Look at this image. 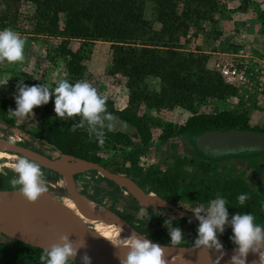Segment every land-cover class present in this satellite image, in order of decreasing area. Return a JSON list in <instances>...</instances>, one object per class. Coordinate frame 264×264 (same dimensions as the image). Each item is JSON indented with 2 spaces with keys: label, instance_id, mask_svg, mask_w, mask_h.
Masks as SVG:
<instances>
[{
  "label": "rangeland",
  "instance_id": "obj_1",
  "mask_svg": "<svg viewBox=\"0 0 264 264\" xmlns=\"http://www.w3.org/2000/svg\"><path fill=\"white\" fill-rule=\"evenodd\" d=\"M177 1L176 10L185 26L178 32V40L174 46L185 54L202 55V66L215 77L218 78L219 75L212 68L213 62L223 58L225 54H232L242 46L257 53L264 50V19L261 17V13H264V0ZM146 3L148 4L145 6V17L151 20L154 16L151 2ZM36 14V4L32 0H20L7 5L0 3V30L10 28L26 39L23 63H0V82L9 78L6 85H0V102L11 103L10 108L15 109L14 96L20 80L29 86L44 83L53 89L59 79L66 78L70 83L86 81L96 88L101 96L107 97V107L124 111L141 125L142 132L147 135V142L142 146L135 141H129L117 131L105 130V142L101 146L94 135L86 129H79L84 132L82 140L86 152L97 156L101 164L109 170L139 181L146 191L172 202L176 201L182 207L190 206L193 200L200 204L207 202L208 205L214 196L195 197V192H198L197 184L192 185L201 177L197 165L201 156L192 150L197 147V143L194 138L188 140V137L180 135L179 128L194 116H215L222 110L234 114L243 112L250 127L264 128L261 108L246 110L236 106L227 101L229 95L221 98L212 94L189 101L166 98L160 93V79L150 75L141 78L136 83L137 86L127 87L126 77L121 72L110 69L112 50L109 42L82 38L66 39L58 35L36 33ZM152 26L156 30L160 24L154 22ZM64 47L78 55V60L73 61L71 65V56L62 53ZM192 70L200 69L193 66ZM215 80L214 78L213 81ZM33 113V116L10 118L8 111L5 112L4 118L11 123L0 120V136L55 156L56 152L36 141L32 142L27 134L29 131L38 130L45 120L59 125L65 120L56 118L54 96L47 104L35 107ZM79 119L70 118L74 123H78ZM119 128L121 126L116 122L115 130ZM113 132L114 134H111ZM184 140L191 144V148L186 146ZM212 154L216 155L218 152ZM18 157L21 156L13 158L7 154L0 155V167L7 173H0V191L12 188L10 181L15 174L11 167ZM42 171L44 176L52 174ZM223 173H230V168H226ZM147 174L149 179L145 178ZM170 175L174 178L171 185L159 181L162 177ZM152 177L155 178L154 181L151 180ZM77 183L92 197L99 198L109 208H115L127 222L136 224L140 229L152 234L155 239L170 244L169 231L167 225L164 226V221L173 216L166 209L156 210L139 204L128 192L94 171L80 174ZM242 183L247 187L249 185L244 180ZM243 185L226 190V207L232 206L234 210L231 211L235 213H243L245 208L239 205L238 201L234 205L227 197L241 190ZM252 190L254 193L258 191L256 196L264 197V193H259V189ZM45 195L56 201L64 198L56 194ZM141 209L145 210L143 217ZM256 223L264 225V221L259 218H256ZM172 225L182 230L184 238L197 235L198 225L190 219H173ZM231 235L232 230L229 228H225L223 234L217 233L223 246L234 245L229 238Z\"/></svg>",
  "mask_w": 264,
  "mask_h": 264
},
{
  "label": "trees",
  "instance_id": "obj_2",
  "mask_svg": "<svg viewBox=\"0 0 264 264\" xmlns=\"http://www.w3.org/2000/svg\"><path fill=\"white\" fill-rule=\"evenodd\" d=\"M3 1L0 0V3L7 5L20 0ZM32 1L37 8L36 33L58 35L66 39L82 38L109 42L112 50L110 69L119 71L126 77L127 87L137 86L136 83L141 78L150 75L160 79V93L166 98L189 101L212 94L226 98L233 93V89L224 84L219 76L215 77L211 71L202 66L203 62L200 61L202 55L185 54L174 46L178 40V32L185 26L176 10L177 0ZM149 1L154 13L151 20L145 17V6ZM261 17L264 19V13H261ZM154 22L160 24L156 30L152 26ZM62 53L71 56L69 65L78 60V55L70 49L64 47ZM193 66L200 70L193 71ZM10 105L11 103L6 101L0 102V120L8 124L11 122L4 118V115L10 109ZM107 109L117 118L121 128L123 126L121 122L128 126L127 131H121V128L113 131L124 135L129 141H135L142 146L146 144L147 135L142 132L138 122L124 111H116L113 107ZM72 124L74 122L70 118L65 119L60 125L45 120L38 130L29 131L27 134L32 142L36 141L59 155L66 154L101 164L97 156L86 152L82 140L84 132L79 129L75 132L69 131ZM232 128L264 130V128L250 127L243 112L234 114L222 110L215 116L199 114L190 118L186 125L179 128L178 133L188 137L189 140L190 137L193 138L208 130ZM149 177V174L145 176L148 179ZM151 180L154 181L155 178L152 177ZM159 181L171 185L174 183V178L170 175L162 177ZM136 182L142 187L139 181ZM243 193H247L250 198L242 207L248 211L259 212L258 218L264 219V200L261 196L254 197L247 186L243 185L241 190L231 193L227 198L235 205L238 201L237 197ZM196 237L197 235L186 236L181 244L193 246ZM42 251L43 249L0 233V264H40L39 256ZM74 264L80 263L74 262Z\"/></svg>",
  "mask_w": 264,
  "mask_h": 264
},
{
  "label": "clouds",
  "instance_id": "obj_3",
  "mask_svg": "<svg viewBox=\"0 0 264 264\" xmlns=\"http://www.w3.org/2000/svg\"><path fill=\"white\" fill-rule=\"evenodd\" d=\"M26 39L10 28L0 30V63H23L25 60ZM9 79V78H8ZM8 79L0 82L6 85ZM54 96V112L56 118L63 120L79 117V122L72 124L70 132L77 129H86L94 135L102 146L105 142V130H115L117 118L107 109V97L101 96L97 89L86 81L70 83L66 78L59 79L55 88L46 84L26 85L22 80L16 85L15 109H9L11 117L33 116V109L47 104ZM122 123L121 131H127L128 126ZM15 174L10 183L13 189L29 203H35L43 194L48 193L44 172L41 165L27 157H18L11 167ZM0 173L4 169L0 167ZM247 193L237 197L239 205H244L249 199ZM227 201L217 196L207 206L200 204L190 211L194 213L199 222L197 237L193 243V249L208 252L213 249L219 253L215 261L219 264L225 255L223 245L219 241L217 233L223 234L225 225H230L232 235L229 237L236 246L228 264H246L249 252L259 254V264H264V225L256 223V217L251 213H235L229 218ZM145 210L141 209V217ZM159 215V213H157ZM150 219V218H149ZM170 217L164 221V226L169 231L170 246H178L184 239V234L179 227H173ZM69 233H60L54 242L45 247L39 256L40 264H74V258L78 250L86 248L85 240L69 239ZM110 241V240H109ZM117 243L110 241L117 249L115 255L119 264H166L164 246L154 243L147 236L131 232L125 238L117 236ZM121 249L123 253L121 254ZM81 264H91V258L87 252L80 257Z\"/></svg>",
  "mask_w": 264,
  "mask_h": 264
},
{
  "label": "water",
  "instance_id": "obj_4",
  "mask_svg": "<svg viewBox=\"0 0 264 264\" xmlns=\"http://www.w3.org/2000/svg\"><path fill=\"white\" fill-rule=\"evenodd\" d=\"M196 143L200 147L206 146L212 150L264 149V132L236 128L229 130L212 129L199 134ZM0 149L37 161L41 167L55 173L53 176H45L49 189L48 193L45 194H56L67 198L72 204L78 219V225L72 229V236L79 240L84 239L87 244L86 248L78 250V254L74 258L76 263L81 264L80 257L87 252L91 258V264H119L117 257L107 253L102 246V237L106 228L111 229V227L120 225L122 227L121 235L128 236L134 231L137 234L146 236L134 229L122 216L104 204L90 198L77 183V177L82 173L97 172L105 179L123 188L143 206L152 207L156 210L158 208L170 210L175 212L178 217L197 221L193 212L179 209L170 200L146 191L131 177L109 170L99 162L72 156L81 160V164L65 165L57 158H51L30 147L10 142L4 136L0 137ZM56 155L61 156L57 153ZM31 204L18 193L17 189L11 188L2 191L0 196V233L30 246L44 249L54 242L57 236L48 234L37 238L20 222L21 215ZM225 228L231 229V226L225 225ZM147 238L154 243H159L149 237ZM159 244L164 246L165 251L176 257L174 262H166V264H217L215 259L219 253L213 249L205 252L186 245L185 254L178 255L170 250L171 246L169 244ZM235 247V245L223 246L225 255L220 259L219 264H228ZM203 252L210 255V258L186 262L189 256ZM246 264H259V254L249 252L246 257Z\"/></svg>",
  "mask_w": 264,
  "mask_h": 264
},
{
  "label": "flooded vegetation",
  "instance_id": "obj_5",
  "mask_svg": "<svg viewBox=\"0 0 264 264\" xmlns=\"http://www.w3.org/2000/svg\"><path fill=\"white\" fill-rule=\"evenodd\" d=\"M255 131H263L264 130H255ZM198 135L193 137L196 141ZM192 138V137H190ZM29 139V138H28ZM18 142V141H17ZM25 142V141H24ZM183 143V141H181ZM186 143V146L191 148V144L187 143L186 140H184ZM185 147V145L183 144ZM195 149H192L194 153H197L201 156V158L198 160V166L200 168V178L196 179V182H193L192 185L197 184V191L195 192V197H213L214 199L217 196L225 197L226 190L228 188H235L240 185H243L242 181L244 180L246 183H248V188L252 193L253 196L256 197L258 191L254 193L252 189H259L264 193V149H246V150H232V151H225V150H212L207 148L206 146H198ZM206 149V151H204ZM218 152V154H212V153ZM227 153H229V157H227ZM21 156V155H20ZM195 166V165H193ZM198 168V167H197ZM198 168V169H199ZM226 168H230V173L224 174V170ZM54 174H51L49 176H53ZM196 174H194L195 176ZM199 175V176H200ZM48 176V175H47ZM80 176V175H79ZM78 176V177H79ZM77 177V179H78ZM81 188V187H80ZM121 188V187H120ZM124 190L123 188H121ZM125 191V190H124ZM86 192V191H85ZM87 193V192H86ZM88 196L100 203L102 201L97 197H92L91 194L87 193ZM153 194V193H152ZM193 198V197H192ZM264 200V197L262 198ZM172 202V201H171ZM173 203L181 210L190 211L194 207L200 205L199 202H196L195 200L192 201L191 205L188 207H182L179 203L176 201H173ZM237 203V202H236ZM104 204V203H102ZM207 206V202L201 203ZM105 205V204H104ZM236 205V204H235ZM108 207L107 205H105ZM109 208V207H108ZM113 210L118 215H121L115 208H109ZM161 209V208H160ZM232 206H228L227 210L229 212V217L233 215L232 213H235V211ZM170 215H172L175 219H187L178 217L175 212H171L170 210H167ZM192 212V211H190ZM243 213H251L256 218H258L259 212H252L251 210L248 211L244 209ZM191 220V219H190ZM260 221H264L263 218L259 219ZM193 223L198 225V221L192 220ZM134 229L138 230L142 234L146 235L147 237L162 243L166 244L165 241H159L158 239H155V237L150 234L149 232H145L144 229H140L136 224L128 222Z\"/></svg>",
  "mask_w": 264,
  "mask_h": 264
},
{
  "label": "bare ground",
  "instance_id": "obj_6",
  "mask_svg": "<svg viewBox=\"0 0 264 264\" xmlns=\"http://www.w3.org/2000/svg\"><path fill=\"white\" fill-rule=\"evenodd\" d=\"M9 141L14 142L11 140ZM4 154L12 156L13 158L17 157V154L0 149V155ZM44 154L51 158H57L62 164L69 166L78 165L82 162L70 155L53 156L46 153ZM1 192L2 191H0V196ZM20 222L37 238L47 236L48 234L58 236L60 233H69L71 234L69 239L76 240V238L72 236V229L74 226L78 225V219L72 204L65 197L61 198V201H56L43 194L35 203H32L28 209L23 212ZM121 232L122 227L120 225L111 227V229L106 228L102 237V246L107 253L115 255L117 249L110 241L117 243V236ZM120 236L121 238L127 237L121 234ZM170 250L178 255H183L186 252V245L171 246ZM164 252L166 262H174L176 260L174 255L165 250ZM122 253L123 249H121V254ZM208 258H210V255L203 252L189 256L186 262L206 260Z\"/></svg>",
  "mask_w": 264,
  "mask_h": 264
},
{
  "label": "built area",
  "instance_id": "obj_7",
  "mask_svg": "<svg viewBox=\"0 0 264 264\" xmlns=\"http://www.w3.org/2000/svg\"><path fill=\"white\" fill-rule=\"evenodd\" d=\"M212 68L233 89L227 101L246 110L261 108L264 119V50L257 53L242 46L214 61Z\"/></svg>",
  "mask_w": 264,
  "mask_h": 264
}]
</instances>
